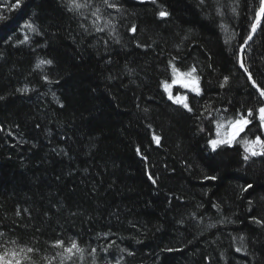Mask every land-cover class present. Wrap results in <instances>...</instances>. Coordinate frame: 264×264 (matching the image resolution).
Segmentation results:
<instances>
[{"label": "trees", "instance_id": "trees-1", "mask_svg": "<svg viewBox=\"0 0 264 264\" xmlns=\"http://www.w3.org/2000/svg\"><path fill=\"white\" fill-rule=\"evenodd\" d=\"M78 2L0 0V251L46 264L76 240L65 264H264V156L240 160L264 139L245 78L264 86V19L239 66L260 0ZM193 67L189 112L167 92Z\"/></svg>", "mask_w": 264, "mask_h": 264}, {"label": "snow or ice", "instance_id": "snow-or-ice-1", "mask_svg": "<svg viewBox=\"0 0 264 264\" xmlns=\"http://www.w3.org/2000/svg\"><path fill=\"white\" fill-rule=\"evenodd\" d=\"M153 2H155V0H153ZM201 4L204 3V0H200ZM103 3L109 7V8H115L116 4L110 2V0H103ZM69 5H70V10L73 9H80V8H84L87 7L88 5L85 4H81L78 2V0H69ZM15 7H19V0H17V4L15 5ZM233 12L235 13V8L233 9ZM100 9L97 8L96 11L93 13V15H95L97 17V19H100ZM158 15L160 17H167L169 15V13L166 10H161L159 11ZM264 19V0H260V5L259 8L256 10V15H255V20L254 22L251 24V33H255L258 26H260L261 24V20ZM108 23V22H106ZM27 27L32 30L35 31V29L33 28V26L31 24H28ZM221 27H223V25H221ZM97 31H104L103 28H99L97 27L96 29ZM132 32L136 31V26L133 25L131 28ZM251 33L248 35L247 39L244 41L245 44H247L248 40L252 39V35ZM25 39H27V37H25ZM227 43V41H226ZM52 61L51 60H41L40 64H51ZM39 67V65H37ZM240 67L242 69H244V71L247 73L248 69L245 67L244 63L241 61L240 63ZM173 73L175 74L177 72V69L175 67H173ZM196 73V69L195 67L191 68L188 72L183 73L184 76L186 77H190L191 78V82L194 85L192 87V91H194L197 95L200 94V89L198 86H195L198 83L199 77L195 75ZM248 79L250 81H252L253 83V87L257 88V91L259 92V95L261 98H264V86H260L257 87L256 82L252 79V76L249 74ZM228 82V77L224 78V82L220 85L221 87H224L225 84H227ZM168 85L165 84V90H167ZM169 99L172 100L173 97L171 94H169ZM174 103L177 104H182L183 107L185 109H187L189 112L192 111V108L189 107V104L187 103V98L186 97H177L173 100ZM258 113V119L260 122V126L262 129H264V106H261L259 109L256 110ZM249 116L253 115V110H249L248 112ZM250 123V121L241 116L240 118L231 121L230 122V126L232 128L231 133L228 135V137L226 139H213L210 140L209 143L212 146V149L215 150L219 145L221 144H231L234 140H236V138L240 135L241 132L244 131L245 127ZM218 135H219V128L222 127V125H218ZM203 129H201L202 131ZM153 140L155 141V143L157 145L160 144L161 141V137L158 135H153ZM243 144L245 145L244 151L245 153H250L251 156H264V139H261L260 136H256V138L254 140H249V139H244L243 140ZM258 149V150H257ZM137 152L139 154L140 150L137 149ZM249 159L248 155L244 156V160L247 161ZM151 179V177H150ZM206 179H215V177H206ZM249 188L252 187V185H248ZM19 211L17 212V215H19ZM254 222L256 224H261L262 226H264V222H262L260 219L257 218H253ZM3 234L0 233V236H2ZM241 240H243V237H241ZM15 243V242H12ZM111 245H109L110 247ZM52 247L54 248H58V249H62V251L57 252L55 254L54 257L47 259L46 260V264H55V260L58 257L60 260V264H65L66 261H70L72 260V258L74 256H76L77 254H79L81 256V258L83 257V253H84V249L81 248L79 246L78 241L76 240H72L70 242L69 245H65V242L63 240H56L54 242V244L52 245ZM34 251H36L35 249H33L32 247H28V248H4L3 251H0V264H25V261H30L31 257L28 255L29 253H33ZM92 253L95 254L96 253V249L93 248ZM104 251H107V249H104ZM237 252L241 251L240 248L236 249Z\"/></svg>", "mask_w": 264, "mask_h": 264}, {"label": "bare ground", "instance_id": "bare-ground-1", "mask_svg": "<svg viewBox=\"0 0 264 264\" xmlns=\"http://www.w3.org/2000/svg\"><path fill=\"white\" fill-rule=\"evenodd\" d=\"M106 16L107 15H109V14H106V13H104ZM254 20H255V18L253 19V21H252V23L254 22ZM250 28H251V26H250ZM228 30H230L229 28H227ZM250 33H251V29H250ZM251 35H252V38H253V36L255 35V33H251ZM248 37V36H247ZM247 37L246 38H244L243 39V44H244V46H243V48L246 46V45H248L250 42H251V40H248V42H247V44H245L244 43V41L247 39ZM188 72V71H187ZM186 73V72H185ZM178 77H181V76H179V75H176V76H173L172 78H171V84L169 85V91H172V93H171V95L172 96H176V95H179V94H186V93H189V95H195L196 93L194 92V91H188V90H183L182 88H180V86H177L176 85V83H178L177 81H178ZM182 78H183V80H187V81H191V78L190 77H186V76H184L183 74H182ZM168 93V92H167ZM168 95H169V93H168ZM167 95V96H168ZM167 99L168 100H170L169 99V96L167 97ZM173 104L172 105H174V106H176V105H178L177 103H174L173 102V99L172 100H170ZM170 104V103H169ZM171 105V104H170ZM179 106H181L182 108H184L183 107V105L182 104H179ZM185 109V108H184ZM185 110H187V109H185ZM215 139H218V135L216 134L215 135ZM209 148H210V151H211V153H216L219 149H215V150H213L212 149V146H211V144L209 145ZM245 155H248L249 156V159L247 160V161H245L244 160V156ZM258 156H261V155H258ZM252 157L253 156H251V154L250 153H246V154H243V155H241V162H242V164H244V165H246V164H248V163H250L253 159H252Z\"/></svg>", "mask_w": 264, "mask_h": 264}, {"label": "rangeland", "instance_id": "rangeland-1", "mask_svg": "<svg viewBox=\"0 0 264 264\" xmlns=\"http://www.w3.org/2000/svg\"><path fill=\"white\" fill-rule=\"evenodd\" d=\"M219 13V12H218ZM220 15V14H219ZM242 49V48H241ZM241 49H240V51H241ZM242 52L243 51H241L240 52V54H239V63H240V56H242ZM239 66H240V64H239ZM240 70H241V67H240ZM242 72H244L243 70H241ZM179 76H181V77H178V83H176V85L177 86H180V88H182L183 90H188V91H192L191 89H192V87L194 86L193 84H192V82L191 81H187V80H183V78H182V74L181 75H179ZM245 78H246V80H247V82H248V84H249V86H250V83H249V79H248V75H246L245 74ZM195 86H197V85H195ZM251 87V86H250ZM252 88V87H251ZM253 89V88H252ZM254 90V89H253ZM168 93L169 94H171L172 93V91L170 92L169 90H168ZM173 97V100L175 99V98H177V97H185V95H183V94H179V95H176V96H172ZM258 97H260L259 95H258ZM226 138V136H225V134H222L221 135V137L219 138V139H225Z\"/></svg>", "mask_w": 264, "mask_h": 264}, {"label": "water", "instance_id": "water-1", "mask_svg": "<svg viewBox=\"0 0 264 264\" xmlns=\"http://www.w3.org/2000/svg\"><path fill=\"white\" fill-rule=\"evenodd\" d=\"M243 49H244V48H242L241 51H243ZM241 51H240V52H241ZM240 63H241V56H240ZM240 63H239V64H240ZM241 70H242V68H241ZM249 83H250V86L254 89V91L259 95V92L257 91V88H256V87H253V83H252V81L249 80ZM259 96H260V95H259ZM260 99H261L262 104H263V106H264V98H261V97H260Z\"/></svg>", "mask_w": 264, "mask_h": 264}]
</instances>
